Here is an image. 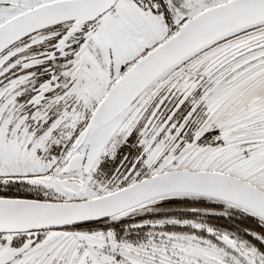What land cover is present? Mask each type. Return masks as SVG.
Returning a JSON list of instances; mask_svg holds the SVG:
<instances>
[{"label": "snow or ice", "instance_id": "obj_1", "mask_svg": "<svg viewBox=\"0 0 264 264\" xmlns=\"http://www.w3.org/2000/svg\"><path fill=\"white\" fill-rule=\"evenodd\" d=\"M0 264H264V0H0Z\"/></svg>", "mask_w": 264, "mask_h": 264}]
</instances>
